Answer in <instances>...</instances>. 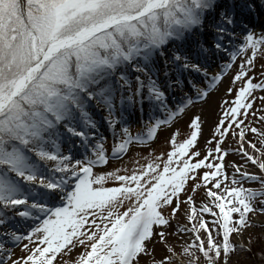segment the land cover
<instances>
[{
  "label": "snow or ice",
  "instance_id": "obj_1",
  "mask_svg": "<svg viewBox=\"0 0 264 264\" xmlns=\"http://www.w3.org/2000/svg\"><path fill=\"white\" fill-rule=\"evenodd\" d=\"M254 7L255 0H0V264H55L58 258L61 264H229L238 250L264 264V233L256 253L251 236L247 243L233 239L264 216V111L257 113L261 128L242 119L254 100L264 101L252 95L264 92V64L253 71L256 57L264 56V27L256 33L244 25L243 42L233 43V29L243 24L237 10ZM206 30L209 40L202 39ZM212 51L228 56L214 72ZM234 63L230 83L240 86L203 154L195 147L202 131L197 113L185 138L177 140L178 129L169 134L166 152L152 156L149 148L147 162L133 161L131 171H96L182 119ZM145 106L149 121L133 133L127 116L143 114ZM97 111L111 129L109 148ZM249 131L256 140L247 139ZM229 135L257 171L229 162L240 173L229 177L228 149L221 147ZM200 188L199 211L211 222L197 215L186 194V219L195 223L176 228L194 235L177 248L165 230L181 194ZM23 221H31L25 231L18 227ZM156 243L164 248L158 257ZM8 244L26 254L13 258ZM77 248L75 259L63 260Z\"/></svg>",
  "mask_w": 264,
  "mask_h": 264
},
{
  "label": "rangeland",
  "instance_id": "obj_2",
  "mask_svg": "<svg viewBox=\"0 0 264 264\" xmlns=\"http://www.w3.org/2000/svg\"><path fill=\"white\" fill-rule=\"evenodd\" d=\"M245 2L246 0H242ZM237 3L240 2V0H236ZM238 44V43H234ZM256 68L253 70L255 73H259L261 71L260 65L264 64V56L258 55L255 59ZM236 64H233L232 70H229L227 75H225L222 80L218 83V86L215 90H213L206 100L202 103H197L194 107H190L186 113L183 115L182 119L179 121L174 122L171 126H168L157 135V138L155 139L154 144L147 145L145 148H139L135 147L131 151V155L126 158V161L123 162V164H117V165H108L106 167L101 168L99 171H107L111 170L112 167H126L129 171H131L134 167L133 161L136 160V162L140 163L141 160H144L146 156H148L149 148L151 149L152 156H156L159 152L164 151L166 152L169 149V144L165 143L166 139L169 137V134L173 132L174 130L178 129V135L177 140L185 138L186 134L189 132L188 128V122L189 117L193 114H199L201 121H202V131L200 135L198 136V142L195 145L196 148H198L201 151V154L204 153V145L208 137L211 135L214 126L216 122L218 121L220 117V113L222 109L227 108L228 104L232 101V98L235 94V89L240 86V81L235 82V84H231V79L234 74V70L236 68ZM255 80H259V75L254 76ZM197 82V81H196ZM197 83H202L200 80H198ZM232 86L233 87V93H227L225 90L227 87ZM187 89V88H186ZM174 95H178L177 93H174ZM252 95L254 96H261L264 95V92H261L260 90H255ZM262 105H264V101H261L259 99L254 100L252 103V107L249 110V113L247 115V118L243 119V124L248 125L251 124L257 128H261L262 125L259 122V113L260 111H264V108H262ZM145 110L148 111L147 106H145ZM246 137L249 140H256V134L251 133L250 131L246 133ZM238 138L233 137L229 135L224 142H222L221 147L227 148L228 152L224 157V166L225 171L229 174V177L232 175H235L237 177L240 176V173L234 172V169L230 166L229 162H233L235 165H242L243 169L247 167L250 163L248 162L245 164L244 159L239 157V153L237 151L239 146V141H237ZM214 146L213 144L209 145ZM146 155L143 157V155ZM161 159H164V157H161ZM145 161V160H144ZM144 161L142 163H144ZM147 161V159H146ZM141 163V164H142ZM123 174V173H121ZM225 183H230V181H225ZM191 184V181H189V186ZM239 184L243 185L244 187H250L254 186V184H251L247 180L240 179ZM186 194H191L193 196V199L195 201V206L197 210V215L203 216L206 221L209 223L211 222L212 217L207 213H201L199 211L202 203L205 200L204 190L203 188L197 189L194 193H182L181 194V206L178 210V213L176 214L175 219L170 221V224L168 228H166V236L165 239L169 244L174 245L175 247L179 248L181 245L188 243L192 240L193 233L191 232H178L176 226L177 225H183L187 228L191 227L192 223H195V220L192 222L187 221L186 219V213L188 206L184 203V196ZM259 221H264V216H260ZM255 220V219H254ZM264 233V225L262 224H255L253 227L247 228L244 230L242 236H235L233 234V239L240 243L241 240H243L244 243H247V240L249 236L253 238L252 242V251L253 248H260L261 247V234ZM28 241H22L21 243H27ZM6 247H10L11 251L13 253V258L17 256L25 255L26 252L19 247V245L13 247L11 244L6 245ZM155 247V253L158 257L161 253L164 252L163 245L160 243H156L154 245ZM80 251L79 248L73 250L72 253H69L67 256L63 257V260L71 261L75 259V254ZM250 255L246 251L238 250L231 254L229 264H248ZM251 258V257H250ZM55 264H61V259L58 258L55 261Z\"/></svg>",
  "mask_w": 264,
  "mask_h": 264
},
{
  "label": "bare ground",
  "instance_id": "obj_3",
  "mask_svg": "<svg viewBox=\"0 0 264 264\" xmlns=\"http://www.w3.org/2000/svg\"><path fill=\"white\" fill-rule=\"evenodd\" d=\"M245 147H248V145L245 144ZM239 157L242 158V159H244L243 156H242V153L239 154ZM249 163H250V164L247 165V167H245V170H248V171H257L256 167H255L254 165H252L251 162H249ZM260 218H261V217H260L259 214L255 217V224H258V225L261 224V223H260L261 221H259Z\"/></svg>",
  "mask_w": 264,
  "mask_h": 264
},
{
  "label": "trees",
  "instance_id": "obj_4",
  "mask_svg": "<svg viewBox=\"0 0 264 264\" xmlns=\"http://www.w3.org/2000/svg\"><path fill=\"white\" fill-rule=\"evenodd\" d=\"M258 250H259V247L258 248L254 247L252 252L256 253V252H258ZM247 257H249V261H250L248 264H260V257L259 256H254V255L250 254Z\"/></svg>",
  "mask_w": 264,
  "mask_h": 264
}]
</instances>
